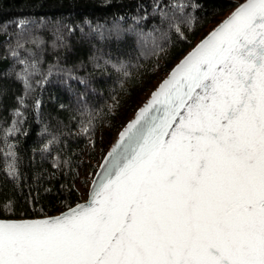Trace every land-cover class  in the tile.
Segmentation results:
<instances>
[{
  "label": "snow or ice",
  "instance_id": "6c2138e0",
  "mask_svg": "<svg viewBox=\"0 0 264 264\" xmlns=\"http://www.w3.org/2000/svg\"><path fill=\"white\" fill-rule=\"evenodd\" d=\"M186 6L176 25H191ZM22 63L27 92L36 61ZM88 197L54 216L0 218V264H264V0H243L179 59Z\"/></svg>",
  "mask_w": 264,
  "mask_h": 264
},
{
  "label": "trees",
  "instance_id": "16d2710c",
  "mask_svg": "<svg viewBox=\"0 0 264 264\" xmlns=\"http://www.w3.org/2000/svg\"><path fill=\"white\" fill-rule=\"evenodd\" d=\"M181 3L190 26L176 25L185 19ZM239 3L0 0V218L53 216L82 201V175L94 177L141 95ZM25 59L37 69L27 92L18 75ZM8 200L14 215L5 212Z\"/></svg>",
  "mask_w": 264,
  "mask_h": 264
},
{
  "label": "rangeland",
  "instance_id": "374dc122",
  "mask_svg": "<svg viewBox=\"0 0 264 264\" xmlns=\"http://www.w3.org/2000/svg\"><path fill=\"white\" fill-rule=\"evenodd\" d=\"M243 1V0H242ZM231 11L225 13L224 15L220 16V19L219 21L217 22H213L211 23L205 30L204 34L202 36L199 37L197 43L199 42V40H201L202 38L205 37V35H207L215 26H217ZM190 51V50H189ZM169 73V72H168ZM167 72H164L162 73L160 76H158V78L155 80V82L153 83V85L150 87V89H148L146 92H144L142 95H141V98H140V103L139 104H143L147 99L148 97L151 95V93L158 87V85L160 84V82L168 75ZM141 107V106H140ZM139 107V108H140ZM137 112V111H136ZM135 112V113H136ZM133 111H131L127 118H126V123L134 116ZM126 125V124H125ZM121 131V130H120ZM119 133V132H118ZM117 137V136H116ZM114 142V141H113ZM107 153V152H106ZM83 178H87V183H85L84 181H82L80 184H79V187L80 189L82 190L84 196H83V199H85L87 197V194H88V191H89V188H90V185H91V182H92V177L91 175H86V174H83L82 175Z\"/></svg>",
  "mask_w": 264,
  "mask_h": 264
},
{
  "label": "water",
  "instance_id": "95a60500",
  "mask_svg": "<svg viewBox=\"0 0 264 264\" xmlns=\"http://www.w3.org/2000/svg\"><path fill=\"white\" fill-rule=\"evenodd\" d=\"M169 74H170V73H169ZM169 74H168V75H169ZM168 75H167V76H168ZM150 96H151V95H150ZM150 96L148 97V99L150 98ZM148 99H147V100H148ZM147 100H146V101H147ZM144 103H145V102H144ZM144 103H143V104H144ZM143 104H142V105H143ZM142 105H141V106H142ZM136 113H137V112H136ZM136 113L134 114V116H133L131 119H134V118H135ZM131 119H130V120H131ZM126 124H127V123H126ZM118 135H119V133H118ZM118 135H117V137L115 138V140L118 138ZM115 140H114V142H115ZM114 142H113V143H114ZM113 143H112V144H113ZM110 147H111V146H110ZM108 150H109V149H108ZM107 153H108V151H107ZM107 153H106L105 155H107ZM104 157H105V156H104ZM103 162H104V158H103V160H102V162H101V164H100V166H99L97 172L95 173V176H94L93 180L97 177V175H98V173H99V171H100V168H101V165L103 164ZM93 180H92V183H93ZM92 183H91V185H90V188H91V186H92ZM90 188H89V189H90ZM88 198H89V197H88V194H87V197H86L85 199H83L82 201L87 200ZM82 201H80V202H82ZM53 216H54V215H53Z\"/></svg>",
  "mask_w": 264,
  "mask_h": 264
}]
</instances>
